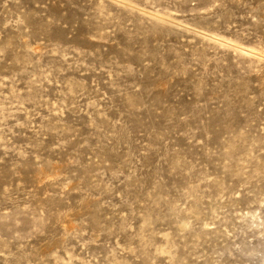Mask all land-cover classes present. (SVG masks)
<instances>
[{"label": "rangeland", "instance_id": "1", "mask_svg": "<svg viewBox=\"0 0 264 264\" xmlns=\"http://www.w3.org/2000/svg\"><path fill=\"white\" fill-rule=\"evenodd\" d=\"M0 264H264V0H0Z\"/></svg>", "mask_w": 264, "mask_h": 264}]
</instances>
